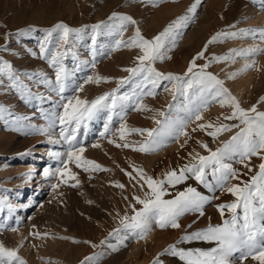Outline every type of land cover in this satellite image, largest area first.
Instances as JSON below:
<instances>
[{
    "label": "rangeland",
    "instance_id": "1",
    "mask_svg": "<svg viewBox=\"0 0 264 264\" xmlns=\"http://www.w3.org/2000/svg\"><path fill=\"white\" fill-rule=\"evenodd\" d=\"M194 3L196 0H156L154 6L153 0H0V62L10 63L19 84L25 86L13 87V81L6 74H0V108L3 109L0 113V243L9 249H17L26 264H154L157 260L159 264H185L178 256L165 250L170 245L192 251L209 250L216 246L214 242L205 241L178 243L186 233L204 230L209 225H220L224 219H229L228 210L225 209L224 217H221L217 205L235 200L226 190L213 192L194 178L184 180L175 187L166 185L169 195L164 198L172 199L177 192L189 186L203 195L216 197L204 205L203 216L185 213L179 218L180 227L175 229H160L155 225L151 240L140 239L125 230L114 235L110 233L121 227V217L132 215L130 204L135 203L133 197L143 198L147 191L146 186L143 189L140 187L143 181H140L136 169H142L155 179H163L166 172L179 170L193 162L192 158L197 154L207 156L209 153L202 144L215 151L237 129L211 147L213 138L206 131L199 130L198 125L215 123L218 119L220 123H237L223 119L231 114L230 106L211 103L201 113V120L193 119L187 124V135L166 139L164 146L155 151L134 150L148 137L146 133L141 135L132 129L156 128L153 118L163 119L157 114L159 111L168 113L174 120L184 115L182 100L175 102L176 107L169 113L168 105L174 103V89L165 81L163 83L167 84L168 91L158 88L155 96H145L142 100V104L151 111L129 107L122 120L114 115L111 130L105 137H101L100 133L107 120L106 112L89 121L87 130L81 128L77 139L85 149L82 156L95 161L105 170L86 172L73 162L68 167L75 174V179L52 174L62 164L49 153L64 154L68 150L63 141L58 144L50 142V137L53 141L59 140V125L48 129L47 135L35 130L48 128L49 119L46 116L62 111L59 96L39 82L41 75L53 81L55 79L53 68L40 55L39 44L44 40L47 29L59 22L70 28H86L79 37L70 34L68 46L58 40V33H54L48 47L52 51L57 47L61 50L70 47L75 53L76 59L70 54L63 63L70 72L74 71L75 85H82L83 90L68 91L65 95H78L91 101L118 87L120 94L131 93L134 84L121 86L119 81L129 77L130 74L123 69L135 67L136 57L140 54L135 48L113 50L115 40L121 37L110 34L102 27L97 36L95 67H92L93 25L101 22L119 24L118 20H109L115 12L131 16L136 21L135 25L126 26L122 39L131 37L136 27L145 38L151 39L184 16ZM262 5L264 0H201L195 13L191 14L192 18L174 30L175 44L166 43L164 55L168 58L158 60L154 67L164 74L183 76L192 59L217 33L264 29ZM248 49H264V37L259 31L237 38L222 37L218 42L208 44L204 58L196 63L203 65L213 56L229 55L228 60L212 62L207 71L224 82L242 108L250 109L255 105L257 111L264 112L261 106V97H264V51L256 55H235ZM83 61L89 63L84 65ZM77 65L80 70H76ZM246 65L252 67L243 70ZM233 73L238 75L230 78ZM29 76L33 78L29 79ZM88 76L94 79L96 76L107 77L109 82L85 83ZM39 95L45 99H39ZM54 104L57 107L54 108ZM20 117L28 119H18ZM121 124L128 130L124 140L120 139ZM124 143L133 147H117ZM94 144L99 147H93ZM226 162L238 170L240 177L239 180H231L230 186L248 181L258 172V166L264 160L253 156L244 162L248 167L238 160ZM45 169L50 171L47 177ZM77 181L78 185L73 187ZM117 184L124 187H117ZM53 185L57 187L54 189ZM240 256V252L231 255L230 264H258L251 257L241 261ZM89 257L92 260H86Z\"/></svg>",
    "mask_w": 264,
    "mask_h": 264
},
{
    "label": "snow or ice",
    "instance_id": "2",
    "mask_svg": "<svg viewBox=\"0 0 264 264\" xmlns=\"http://www.w3.org/2000/svg\"><path fill=\"white\" fill-rule=\"evenodd\" d=\"M156 0H153L155 6ZM201 0H196V3L191 5L184 16L170 23L162 32L158 33L151 39L145 38L139 29L135 28L134 34L127 40L122 39L123 33L127 25H135L136 21L127 15L113 13L109 17L110 21L118 20L119 24H101L93 25L91 36L93 57L92 67H95V57L98 54L97 36L99 30L104 27L110 34H115L120 39H116L113 45V50H118L121 47L139 49L140 54L136 57L137 65L123 69L130 75L128 78L121 79L119 85L133 83L134 87L131 93L120 94V88L114 89L110 93H105L95 99L88 101L77 96H66L68 91L80 92L83 90L82 85H75L74 71H69L63 61L71 54L73 59H76L75 53L70 47H64L61 50L59 47L55 51L49 49L51 43L50 38L54 33H58V40L64 46L70 44V34H76L77 37L86 28H70L63 22L55 24L52 28L46 30L44 40L39 44L41 58L46 59L48 64L54 70V81L47 76L41 75L40 84L45 85L51 93L56 94L60 98L59 107L62 109L59 113H52L51 116H46L49 119L48 128L35 129L41 134H48V129L55 128L59 125V140H51L52 143H60L63 141L67 144L68 150L62 154L60 152H50L49 155L55 160L60 161L62 167H57L54 175L75 179V174L71 172L68 165L75 163L77 167H82L84 171H104L98 163L92 160L85 159L82 156L84 147L80 146L77 136L81 128L87 130L88 122L97 117L98 114L106 112L107 120L104 124V130L100 133L101 137H105L110 132V124L113 116H119L121 120L126 112V109L131 107L132 110L151 111L146 105L142 104L145 96H155L157 89L163 87V90L168 91L167 81L172 84L173 104L168 105L169 113L176 107L177 101L182 100V111L184 115L179 119H171L168 113L159 111L157 114L163 119H155L157 124L153 129H132L131 131L147 134L148 139L140 144L138 150L141 152L155 151L163 147V141L166 139H178L180 135H187L185 131L187 124L194 120H201V113L207 109L211 103H219L221 107L230 106L231 114L223 117L224 120H235L237 123L227 124L220 123L219 119L213 123L198 125L199 130L206 131L213 139L217 138L224 132H231L237 129L234 135L229 140L222 143L215 151L208 148L206 144L202 147L208 151V155L194 156L193 162L184 165L183 168L172 169L164 174L163 179H155L152 176L146 175L142 169H136L139 174L140 187H147L143 198L134 196L135 203L130 204L132 215H125L120 219V228L114 229V235L121 230H125L128 234L138 236L140 239H145L147 233L151 231V226L155 223L160 229L167 227L179 228V218L185 213H199L203 216V207L206 203H210L216 197L203 195L196 188L187 187L184 191L177 192L172 199H165L169 195L167 186L175 187V185L194 178L198 183L205 186L211 191L226 190L229 194L235 197L232 203L217 205L221 217H224L225 209L230 213L229 219H224L220 225H209L204 230H198L192 233H186L181 237L178 243L191 241L214 242L215 247L209 250L196 249L185 250L177 249L175 245H170L165 252H171L172 255L178 256L185 264H230L229 257L236 252H240L241 261L251 257L258 264H264V162L258 166V172L252 175L248 181H241L238 184H231V180H239L238 170L233 168L232 164L227 163V160H238L240 163L248 167L244 162L250 160L253 156H259L264 160V112L257 111L256 106L250 109H244L240 106L239 101L231 95L229 90L224 86V82L216 75L208 72L212 62H222L230 58L229 55L216 57L213 56L203 65H197L198 59L204 58V52L207 50L208 44L218 42L222 37L237 38L238 36H246L259 34L264 37V29L260 30H240V32L217 33L210 38L204 50L197 54L190 62L186 73L183 76L174 75L172 73L164 74L156 70L155 63L163 61L165 58L164 49L166 43L175 44L174 30L186 24L194 14ZM264 7V5H262ZM34 30V29H33ZM179 33H175L178 35ZM7 39V35L5 37ZM264 49H248L238 51L237 56L256 55ZM36 55L35 52L32 53ZM87 65L88 61L82 62ZM0 74H6L10 81H13V87H25L19 84V78L15 75L12 65L6 61L0 62ZM252 67L246 65L245 69ZM76 70H80L77 65ZM238 73L231 74L230 78H234ZM33 77L29 76V79ZM109 82V78L96 76H88L85 83L95 82L99 84L101 81ZM175 82V83H173ZM43 100V95L38 96ZM50 99V98H49ZM264 101V97H261ZM53 107H57L56 104ZM119 110V111H117ZM3 109L0 108V113ZM2 118V116H0ZM18 119H28L20 117ZM196 129H193L195 131ZM128 130L121 124L120 139L124 140ZM112 143L113 141H109ZM133 147L128 143L117 145V147ZM93 147H99L94 144ZM191 155V154H190ZM251 171V168H249ZM44 175H50L49 169L44 170ZM130 177L131 174L129 173ZM211 176V179L208 177ZM133 179L135 177H132ZM63 182L67 183L66 180ZM73 184V187L78 185ZM54 189L57 185L52 186ZM117 187L123 188L124 185L117 184ZM136 205H140L139 208ZM9 208L11 206L9 205ZM191 227V225H189ZM39 235V234H37ZM101 243H105L102 241ZM95 247V245H93ZM86 260H92L91 257ZM0 264H26L18 255L17 249H9L0 243ZM154 264H159V261H154Z\"/></svg>",
    "mask_w": 264,
    "mask_h": 264
},
{
    "label": "bare ground",
    "instance_id": "3",
    "mask_svg": "<svg viewBox=\"0 0 264 264\" xmlns=\"http://www.w3.org/2000/svg\"><path fill=\"white\" fill-rule=\"evenodd\" d=\"M261 106L262 108H264V101H261ZM234 131V129L231 132H224L221 135H219L217 138L212 139L210 141V146L214 147L216 145H218L219 142L223 141L224 139H226L232 132ZM40 161V160H39ZM42 162V161H41ZM154 228H155V223L152 224L151 226V231L147 233L146 238H148L149 240H151V238L154 236ZM158 236V235H157ZM153 239V238H152ZM147 240V239H146ZM141 245L143 244L142 242L140 243ZM110 247V246H109ZM137 247V246H136ZM135 247V248H136ZM112 248V247H111ZM138 248V247H137ZM134 249V248H133ZM134 253V252H133Z\"/></svg>",
    "mask_w": 264,
    "mask_h": 264
}]
</instances>
